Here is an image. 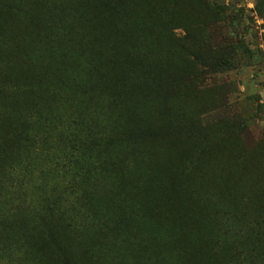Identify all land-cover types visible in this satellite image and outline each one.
Masks as SVG:
<instances>
[{
    "label": "rangeland",
    "instance_id": "374dc122",
    "mask_svg": "<svg viewBox=\"0 0 264 264\" xmlns=\"http://www.w3.org/2000/svg\"><path fill=\"white\" fill-rule=\"evenodd\" d=\"M107 1L0 28V264H264V0Z\"/></svg>",
    "mask_w": 264,
    "mask_h": 264
},
{
    "label": "trees",
    "instance_id": "16d2710c",
    "mask_svg": "<svg viewBox=\"0 0 264 264\" xmlns=\"http://www.w3.org/2000/svg\"><path fill=\"white\" fill-rule=\"evenodd\" d=\"M44 0H27L28 9L24 14H15L12 10L4 9L3 5L0 3V28H6L9 33L11 40L17 37L18 49L12 54L8 55L9 66L12 69V65L16 68L21 67V62L26 58L25 44L20 41L24 36H31L34 32L32 27L37 30L41 25V8ZM87 7L89 11L90 19H88V25L90 30L96 34L100 32V41L103 43H110L112 41V36L108 34L104 29L105 18L110 3L107 0H87ZM4 14V15H2ZM13 21L14 23L22 24L28 28V31L24 34H19L13 36L8 27V21ZM6 25V26H5ZM21 72V71H18ZM104 82L109 81L110 78L106 74L102 79ZM141 81L144 79L139 78ZM163 89V91H162ZM154 88L146 90L144 87L141 88L137 81L135 85H132L125 89L130 94L134 96L133 100H130V107H127L131 118L136 119L141 110L149 108L150 105H159L161 100H165L168 94L164 88ZM116 90V89H115ZM38 97L34 98L35 102L40 101ZM32 102V99L30 100ZM33 103V102H32ZM227 177V175H225ZM232 177V176H231ZM233 178V177H232ZM228 181V178L224 179ZM229 183V181H228ZM226 191H230L231 188H224Z\"/></svg>",
    "mask_w": 264,
    "mask_h": 264
}]
</instances>
